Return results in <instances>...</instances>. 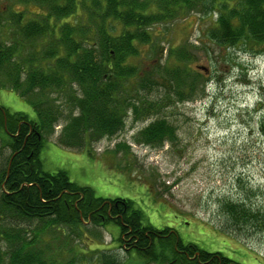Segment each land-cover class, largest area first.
<instances>
[{"label": "trees", "instance_id": "1", "mask_svg": "<svg viewBox=\"0 0 264 264\" xmlns=\"http://www.w3.org/2000/svg\"><path fill=\"white\" fill-rule=\"evenodd\" d=\"M8 1V8L0 6V88L27 101L36 119L0 107V154L10 150L0 159V264H89L84 255L64 259L49 239V232L62 224L80 238L84 221L114 223L119 226L117 241L123 245L129 239V256L118 260L100 250V264H240L221 252L183 243L172 228L148 226L132 200L96 198L88 187L72 183L65 171H44L39 153L44 135L53 133L60 121L57 143L88 153V146L123 128L128 109L135 120L148 114L138 99L125 96L130 94L125 83L135 76V92L159 83L156 74L144 67L136 72L127 63L137 56L139 45L150 42L153 25L172 23L191 12L216 13L205 33L211 41L264 53V0ZM28 4L38 11L17 10ZM26 14L33 17L23 22ZM174 55L186 57L179 49ZM163 70L157 74L175 80L176 98L186 99L182 88L191 91L193 78L184 70L183 75L167 66ZM173 132L157 119L135 140L161 145L163 136L171 139ZM110 203L111 215L120 216L116 220L106 216ZM223 211L240 222L248 216L237 204H225Z\"/></svg>", "mask_w": 264, "mask_h": 264}, {"label": "rangeland", "instance_id": "2", "mask_svg": "<svg viewBox=\"0 0 264 264\" xmlns=\"http://www.w3.org/2000/svg\"><path fill=\"white\" fill-rule=\"evenodd\" d=\"M0 6L8 8L9 1L0 0ZM21 8L28 13L39 9L34 4ZM32 17L26 14L23 22ZM216 18V13L191 12L153 25L150 42L139 45L127 63L136 72L145 68L156 74L159 83L140 92L132 90L135 76L125 83L130 93L125 96L138 99L148 114L135 120L128 109L123 128L88 146V153L57 143L60 121L44 135L39 158L44 171H65L96 198L132 200L145 224L172 228L183 243L221 252L240 264H264V53L211 41L205 33ZM176 49L186 57H176ZM165 66L193 78L191 91L182 88L186 99L176 98L175 80L160 76ZM0 107L36 119L31 105L9 88H0ZM157 119L174 130L173 138L163 136L161 145L136 141ZM9 153L2 149L0 159ZM225 204L248 210L246 220L226 215ZM81 229L79 238L68 226H56L49 232L51 247L64 259L84 255L89 264H100V250L118 260L128 255L116 239L117 225L84 221Z\"/></svg>", "mask_w": 264, "mask_h": 264}, {"label": "flooded vegetation", "instance_id": "3", "mask_svg": "<svg viewBox=\"0 0 264 264\" xmlns=\"http://www.w3.org/2000/svg\"><path fill=\"white\" fill-rule=\"evenodd\" d=\"M115 199H117V198H115ZM119 199H121L122 201H125L126 202V200L127 199H122V198H119ZM112 205L113 204H109V206H108V210H107V214H106V216L108 217V218H114L115 220L116 219H118L120 216L118 215V214H116V215H111V209H112ZM114 205L115 206H118V204L117 203H114ZM102 218H103V216H102ZM112 224V223H111ZM114 224V223H113ZM119 227V226H118ZM172 231L174 232L175 230L174 229H172ZM130 244V242H129V239H124V242H123V247H124V249H128V245Z\"/></svg>", "mask_w": 264, "mask_h": 264}]
</instances>
